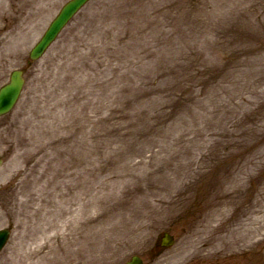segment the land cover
I'll list each match as a JSON object with an SVG mask.
<instances>
[{"label":"rangeland","instance_id":"374dc122","mask_svg":"<svg viewBox=\"0 0 264 264\" xmlns=\"http://www.w3.org/2000/svg\"><path fill=\"white\" fill-rule=\"evenodd\" d=\"M9 1L0 264H264V0Z\"/></svg>","mask_w":264,"mask_h":264},{"label":"water","instance_id":"95a60500","mask_svg":"<svg viewBox=\"0 0 264 264\" xmlns=\"http://www.w3.org/2000/svg\"><path fill=\"white\" fill-rule=\"evenodd\" d=\"M87 1L88 0H70L66 5L63 6L59 14L48 27L44 36L31 50L30 58L32 60L39 58L43 54L46 48L56 38L59 31ZM22 83L23 81L20 78V72H13L9 84L0 89V115L7 113L12 108L19 95ZM7 238L8 231H0V249L5 244ZM172 242L173 238L165 234V238L162 240V245L166 247L172 244ZM127 264L142 263L138 257L134 256Z\"/></svg>","mask_w":264,"mask_h":264},{"label":"bare ground","instance_id":"6f19581e","mask_svg":"<svg viewBox=\"0 0 264 264\" xmlns=\"http://www.w3.org/2000/svg\"><path fill=\"white\" fill-rule=\"evenodd\" d=\"M30 1H32V0H22L21 7L26 6L28 3H30ZM9 2H10L9 0H0L1 11H3L6 8V6H9Z\"/></svg>","mask_w":264,"mask_h":264}]
</instances>
